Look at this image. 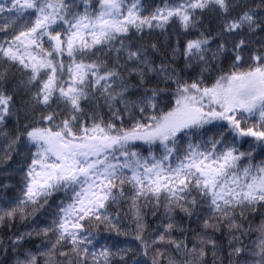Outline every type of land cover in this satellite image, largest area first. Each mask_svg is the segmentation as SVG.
<instances>
[{
    "label": "snow or ice",
    "instance_id": "1",
    "mask_svg": "<svg viewBox=\"0 0 264 264\" xmlns=\"http://www.w3.org/2000/svg\"><path fill=\"white\" fill-rule=\"evenodd\" d=\"M0 264H264V0H0Z\"/></svg>",
    "mask_w": 264,
    "mask_h": 264
}]
</instances>
